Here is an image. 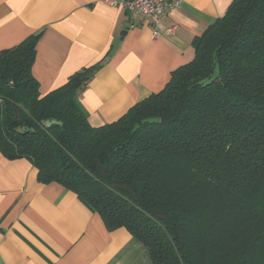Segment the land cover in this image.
I'll list each match as a JSON object with an SVG mask.
<instances>
[{
    "label": "trees",
    "instance_id": "trees-1",
    "mask_svg": "<svg viewBox=\"0 0 264 264\" xmlns=\"http://www.w3.org/2000/svg\"><path fill=\"white\" fill-rule=\"evenodd\" d=\"M41 34L0 50L1 154L125 228L152 264H264V0H231L161 90L97 127L77 96L100 65L41 94Z\"/></svg>",
    "mask_w": 264,
    "mask_h": 264
},
{
    "label": "crops",
    "instance_id": "crops-1",
    "mask_svg": "<svg viewBox=\"0 0 264 264\" xmlns=\"http://www.w3.org/2000/svg\"><path fill=\"white\" fill-rule=\"evenodd\" d=\"M230 2L179 0L160 21L162 30L175 29L155 37L136 15L103 0H0V50L42 30L31 67L41 94L99 64L77 96L97 127L161 90ZM0 264L152 263L125 228L107 229L74 192L41 183L31 161L0 152Z\"/></svg>",
    "mask_w": 264,
    "mask_h": 264
},
{
    "label": "built area",
    "instance_id": "built-area-1",
    "mask_svg": "<svg viewBox=\"0 0 264 264\" xmlns=\"http://www.w3.org/2000/svg\"><path fill=\"white\" fill-rule=\"evenodd\" d=\"M125 9L127 12L136 15L142 22L150 26L153 36L161 33H169L175 26L162 30L160 21L167 8L178 6L179 0H103Z\"/></svg>",
    "mask_w": 264,
    "mask_h": 264
},
{
    "label": "water",
    "instance_id": "water-1",
    "mask_svg": "<svg viewBox=\"0 0 264 264\" xmlns=\"http://www.w3.org/2000/svg\"><path fill=\"white\" fill-rule=\"evenodd\" d=\"M45 123H46V125L49 126V125H51V124H56V123L59 124L60 122H58V121H56V120H46ZM23 129H25V128H23Z\"/></svg>",
    "mask_w": 264,
    "mask_h": 264
}]
</instances>
